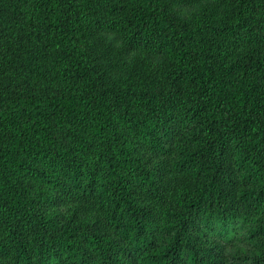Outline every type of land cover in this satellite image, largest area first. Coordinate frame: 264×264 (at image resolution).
<instances>
[{
	"label": "trees",
	"instance_id": "16d2710c",
	"mask_svg": "<svg viewBox=\"0 0 264 264\" xmlns=\"http://www.w3.org/2000/svg\"><path fill=\"white\" fill-rule=\"evenodd\" d=\"M0 264H264V0H0Z\"/></svg>",
	"mask_w": 264,
	"mask_h": 264
},
{
	"label": "rangeland",
	"instance_id": "374dc122",
	"mask_svg": "<svg viewBox=\"0 0 264 264\" xmlns=\"http://www.w3.org/2000/svg\"><path fill=\"white\" fill-rule=\"evenodd\" d=\"M76 203H73V202H71V203H69L68 205H67V209L68 208H71L72 206H74ZM66 207V206H65ZM66 209V210H67ZM73 209H77V207H74ZM93 207L91 206V205H86V204H84L83 205V207H81V210L82 211H88L89 213H93ZM241 233H242V235H246V232H245V230L243 229L242 231H241ZM241 243V242H240Z\"/></svg>",
	"mask_w": 264,
	"mask_h": 264
}]
</instances>
